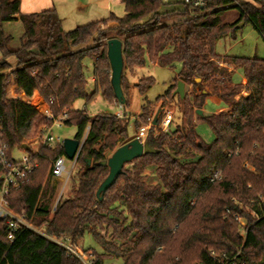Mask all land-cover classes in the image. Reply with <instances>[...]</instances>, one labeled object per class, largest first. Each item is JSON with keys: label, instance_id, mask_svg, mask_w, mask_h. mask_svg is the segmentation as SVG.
<instances>
[{"label": "trees", "instance_id": "1", "mask_svg": "<svg viewBox=\"0 0 264 264\" xmlns=\"http://www.w3.org/2000/svg\"><path fill=\"white\" fill-rule=\"evenodd\" d=\"M121 2L123 17L110 14L65 30L55 9L25 14L20 0H0V119L10 156L41 126L53 125L30 103L9 97L11 85L28 98L47 102L55 117L66 114L64 124L76 126L74 138L83 142L76 176L71 173L70 190L59 199L50 168L54 159L65 156L63 146L43 145L31 153L39 166L10 190L11 209L77 248L90 233L101 251H81L93 256L92 264L108 257L120 258L122 264H264V58L216 52L217 42L235 38L241 23H250L264 39V0H209L204 6L170 10H162L165 0ZM11 22L23 27L18 47L5 31ZM110 39L122 42L124 110L130 104L129 78L138 69L148 62L169 68L181 63L178 76L156 102L174 104L182 124L171 129L173 120L165 131L151 127L145 143L156 152L127 163L100 199L97 190L109 173L101 163L132 140L128 122L108 112L91 116L74 104L79 99L88 103L98 93L110 104L118 102L107 55ZM86 57L94 62L91 93L86 92ZM237 69L245 83L233 82ZM137 80L141 93L155 82L151 75ZM179 81L185 84L184 98L175 94ZM189 86L198 92H189ZM242 91L248 95L238 97ZM211 101L224 102L225 109L206 114ZM153 103L143 105L138 131L149 124ZM197 119L213 131L211 143L197 132ZM8 232L0 219V264H81L44 235L25 230L12 242Z\"/></svg>", "mask_w": 264, "mask_h": 264}, {"label": "rangeland", "instance_id": "2", "mask_svg": "<svg viewBox=\"0 0 264 264\" xmlns=\"http://www.w3.org/2000/svg\"><path fill=\"white\" fill-rule=\"evenodd\" d=\"M173 2V3H172ZM185 4V0H176V1H171L170 3L166 2V5L162 7V10H170L173 8H183ZM102 7V4H100ZM104 8V6H103ZM121 11H119V17H123L125 15V8L121 7ZM91 20L94 19H85L83 23L90 22ZM75 27V26H74ZM73 24L66 23L64 29L65 30H72L74 29ZM240 29L237 30L235 34V38L232 35L226 36L222 39H220L217 42L216 45V52L219 55H229V56H239V57H249V58H264V39L263 37L258 33L257 30L253 28V26L248 23L243 25L242 27H239ZM5 31L7 34H10L13 36L14 41L12 46L13 47H18L21 42V37L23 35V27L20 22H11L5 24ZM10 61L13 62V58H10ZM226 66V64H225ZM228 69H231L232 66H228ZM182 68L181 63H177L175 68H169V67H162L159 65H155L152 62H148L146 66L138 69L135 73V76H131L129 78L130 81V104L126 108L125 113L127 114V118H125L128 122L127 124V131H128V136L130 139H133L136 137L138 134V129L136 127V121L139 119V116L142 112L143 105L150 101L154 102L153 106L151 107V116L149 119V125L151 127H156V129H160V124L158 122L159 117L161 115H165L166 112L172 111L173 112V120L174 123L171 126V129L176 128L177 125L182 124V118H181V113L178 110V108L174 104H168L165 107H162L161 102H156V99L158 96L162 95L166 89L168 88L169 84L173 81L175 77L178 76L180 70ZM233 69V67H232ZM84 70L85 74L88 80V84L86 87L87 93L93 92L95 88V84L92 81V76H93V67H92V60L90 57H86L84 59ZM232 75V80L234 83H240L242 82L244 75L242 70L237 69ZM144 75H151L155 79L154 84L145 92L141 93L138 88H136V83L137 79L139 77H142ZM243 81L242 83H245ZM17 88L11 85L9 87V97H14L16 94L17 96L20 97V93L16 92ZM189 92H198V87H193L189 86L188 88ZM247 96L248 93L246 91H242L239 96ZM33 101H28L31 102V105H37L38 104V99L37 97H31L30 98ZM42 105H39L41 107ZM75 109H86L89 115L94 116L96 114L100 113H117L119 108H118V102H115L113 104H110L107 100L104 99L101 93H98L96 97L86 103L84 99H79L75 102L74 104ZM225 109V103L224 102H209L205 113L206 114H212V113H218L221 110ZM164 117V116H163ZM172 120V121H173ZM196 130L199 133V135L203 138V140L207 143H211L215 135L209 125L203 120V119H197L196 120ZM77 133V128L76 126H71V125H61V126H54L52 129V134L58 135L62 137L63 139L67 138H74L75 134ZM87 133V132H86ZM39 134L34 135L27 139V142L25 143L26 145H30V148L27 149L29 152L34 151L36 147L40 146V139L38 138ZM25 148H20V149H15L13 152V157L16 159H21L26 153ZM66 166L68 171H71L72 173V178L76 176L77 172V165H74V160L66 158ZM148 173L151 174V171H148ZM152 177V182H156V178L151 175ZM72 178L70 177L69 180L65 183L64 180H59V179H53L50 176V181L54 183L57 186L58 194L57 197L60 196V194H66L67 191L70 190L71 187V180ZM239 221L241 222V225L245 227L246 222L244 220L239 218ZM242 233L244 234V230H241ZM94 248L97 251H101V248L99 245L93 240L92 236L90 233H86L84 236V239L80 245V247H75L77 251L82 252V248ZM91 253V252H90ZM103 264H122V259L120 258H114V257H108L104 259Z\"/></svg>", "mask_w": 264, "mask_h": 264}, {"label": "built area", "instance_id": "3", "mask_svg": "<svg viewBox=\"0 0 264 264\" xmlns=\"http://www.w3.org/2000/svg\"><path fill=\"white\" fill-rule=\"evenodd\" d=\"M207 1L209 0H185V4H190L194 7L198 6H204L206 5ZM15 99L23 100V101H33L28 97H24L21 99V97L14 95ZM38 104L34 107L48 120H51L53 122L52 127H47L46 125L41 126L39 128V139H40V147L46 146L48 148H53L57 145H62L64 143V139L58 135L52 134V129L54 126H61L64 124L65 119L67 118L66 114H63L59 117H55L52 111L50 110L49 104L43 100H38ZM31 103V102H28ZM32 104V103H31ZM39 105H42L39 107ZM118 112L115 113V115L120 119L127 118V114L124 111L123 104H120L118 102ZM173 120V112L168 111L162 118L161 124H160V130L165 131L168 129L170 124ZM151 126L145 125L142 126L138 134L136 135L137 138L140 139L141 142L145 143V140L148 136V133L150 131ZM87 134V133H86ZM157 134V130L154 133ZM83 142H80V148L81 149ZM39 147V148H40ZM30 148V145L28 146V149ZM25 155L21 159H16L13 156H10L8 151V146L5 140L4 132H3V126L0 119V167L3 169V173L0 176V219H3L6 221L9 232H8V238L10 241H14L16 239V236L19 232L25 231V230H31L35 233H39L41 235H44L45 237L49 238L50 240L62 245L65 247L70 253L77 256L81 264H92L93 262V256L91 254L82 253L80 251H77L75 246L71 243L70 239L68 238H56L51 235H49L43 228L37 227L32 222H30L26 216L18 214L14 212L10 204L7 200V195L9 194L11 189H17L19 188L23 181L27 178L28 174L33 172L36 168H38L39 164L38 162L32 157V154H36L39 149L36 151V148L34 151L29 152V150H24ZM78 152V154H79ZM32 153V154H31ZM78 154L76 158L74 159V165L76 163ZM66 156H58L54 161L52 162L51 168H50V176L53 179H59L64 180L65 183L69 180L71 176V171H68L66 166ZM61 196V194H60ZM58 197V199L60 198ZM212 256H215V254L212 252ZM235 258H233L234 261ZM235 264H249L246 261H238L234 262Z\"/></svg>", "mask_w": 264, "mask_h": 264}, {"label": "water", "instance_id": "4", "mask_svg": "<svg viewBox=\"0 0 264 264\" xmlns=\"http://www.w3.org/2000/svg\"><path fill=\"white\" fill-rule=\"evenodd\" d=\"M241 23L239 27H242ZM107 55L111 65V85L113 87L115 97L120 104L125 103V96L122 89V76L124 72V58L122 50V42L119 39H110L108 41ZM200 79H198L199 81ZM175 94H179L181 98L185 97V84L182 81L178 82V87ZM197 114L203 116L202 110H197ZM22 148L27 149L28 145L24 144ZM63 148L65 156L74 160L79 152L80 141L75 138L64 139ZM156 150L152 149L147 143H143L139 138L135 137L125 145L117 148L111 156L103 161L102 165L109 167L107 177L102 181L98 190L97 196L102 199V194L105 193L117 180L118 176L123 173L125 165L132 162L134 159L143 156L144 154L155 153ZM90 164V160L87 159Z\"/></svg>", "mask_w": 264, "mask_h": 264}, {"label": "crops", "instance_id": "5", "mask_svg": "<svg viewBox=\"0 0 264 264\" xmlns=\"http://www.w3.org/2000/svg\"><path fill=\"white\" fill-rule=\"evenodd\" d=\"M20 1H21V7H20L21 12L25 14L41 12L49 9H55L63 22V27H65L66 23H69L71 25L73 24V27L86 24L83 22L87 18L94 19L91 21H96V20L108 18L110 14H115L116 16H118L119 11H121L120 8L121 7L125 8L121 0H20ZM171 1H176V0H165V2L167 3L168 2L170 3ZM100 4H102V7L100 6ZM110 25H115V24L110 23ZM93 64L94 62L92 61V67ZM154 64L157 65L156 63ZM230 70H232V67ZM92 81L95 84L94 76H92ZM243 81H245L244 78L242 82ZM15 91L20 93L21 99L26 97L21 90L16 89ZM39 147H36V151L39 149Z\"/></svg>", "mask_w": 264, "mask_h": 264}]
</instances>
